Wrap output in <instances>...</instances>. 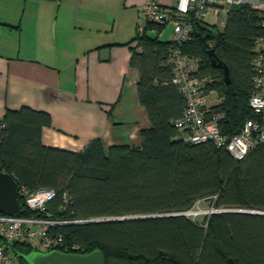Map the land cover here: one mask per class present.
<instances>
[{"label": "trees", "instance_id": "1", "mask_svg": "<svg viewBox=\"0 0 264 264\" xmlns=\"http://www.w3.org/2000/svg\"><path fill=\"white\" fill-rule=\"evenodd\" d=\"M261 33L258 11L237 4L221 29L193 20L182 43L183 52L198 60L195 74L206 78L205 94L219 93L208 115L216 116L225 134L237 133L253 116L252 60ZM132 43L129 62L140 71L138 98L151 123L141 131L140 145L105 150L92 138L81 151L47 146L41 138L51 121L47 111L28 105L5 111L0 171L17 181L16 215L70 220L52 225L50 233L78 246L75 252L100 248L105 264H229V257L234 264H264V213L255 211H264V142L236 160L212 141L184 140L176 125L185 98L172 81V42L145 29L137 30ZM210 48L228 64L229 84L212 65ZM21 186L50 187L56 195L40 212L27 207ZM205 197L215 208L246 210L215 211L201 222L167 214L189 210ZM81 219L89 220L75 221ZM6 249L19 264H26L22 254L34 250L30 241L10 242Z\"/></svg>", "mask_w": 264, "mask_h": 264}, {"label": "crops", "instance_id": "2", "mask_svg": "<svg viewBox=\"0 0 264 264\" xmlns=\"http://www.w3.org/2000/svg\"><path fill=\"white\" fill-rule=\"evenodd\" d=\"M144 2L0 0V119L28 105L51 116L41 132L47 146L81 151L92 138L105 150L140 145L151 123L127 42L140 30ZM210 13L221 29L222 15Z\"/></svg>", "mask_w": 264, "mask_h": 264}, {"label": "built area", "instance_id": "3", "mask_svg": "<svg viewBox=\"0 0 264 264\" xmlns=\"http://www.w3.org/2000/svg\"><path fill=\"white\" fill-rule=\"evenodd\" d=\"M246 4L255 8L259 14L262 33L254 43L252 60L253 91L249 97V106L253 116L247 118L237 133L228 135L220 130L217 118L208 115L209 106L205 102L206 78L195 74L197 58H192L182 50V43L189 40L193 31V20H203L213 11L222 15V24L232 6ZM143 16L152 27V31L161 34L160 26L171 24L172 42L170 61L173 68V83L185 98V107L176 125L182 131L186 141H212L225 149L236 159H242L252 148L264 142V0H175L173 5H164L160 0H145ZM27 207L44 211L48 201L56 192L50 187H41L28 191L20 187ZM185 215L191 211H183ZM89 219L75 220L86 221ZM91 220V219H90ZM70 220H56L45 217H22L0 213V264H19L15 255L6 249L14 241H30L34 250L48 251L60 249L75 252L78 246L68 244L61 234H51L50 227ZM74 221V220H73Z\"/></svg>", "mask_w": 264, "mask_h": 264}, {"label": "water", "instance_id": "4", "mask_svg": "<svg viewBox=\"0 0 264 264\" xmlns=\"http://www.w3.org/2000/svg\"><path fill=\"white\" fill-rule=\"evenodd\" d=\"M213 66L221 68L223 77L227 84L230 83V69L226 62L219 58L214 48L208 49ZM20 207L18 199L17 181L5 170L0 171V212L8 215H15ZM224 210H246V209H220ZM262 212L264 211H257ZM167 214H184L183 212ZM142 216V215H141ZM147 216V215H144ZM20 254V253H17ZM26 264H105V258L100 248H94L87 252H69L60 249L48 251L32 250L27 254H22ZM229 264H234L231 257L228 258Z\"/></svg>", "mask_w": 264, "mask_h": 264}, {"label": "rangeland", "instance_id": "5", "mask_svg": "<svg viewBox=\"0 0 264 264\" xmlns=\"http://www.w3.org/2000/svg\"><path fill=\"white\" fill-rule=\"evenodd\" d=\"M221 19V16L219 17V21ZM205 23H214L216 21H218V19L216 20L213 16L212 13L208 14L205 19H204ZM137 24L138 27L140 29V31H144L145 29L147 30V33L150 35H154L156 36L159 40H168V38L171 35L172 32V26L171 24H166L165 27L163 28L161 34H157L154 31H152L151 29V25L147 27V21L144 18L143 15L137 17ZM220 96L219 93L216 91H210L206 98H205V102L207 104V106H212L213 104H216L217 102H219L220 100ZM222 208H215L212 205V199L209 197H205L203 199H199L197 200L194 205L189 209V211H191V213H189L188 215L191 216L193 219H195L198 222H201L204 220V218L206 216H208L209 214H211L212 212H215L216 210H220Z\"/></svg>", "mask_w": 264, "mask_h": 264}]
</instances>
